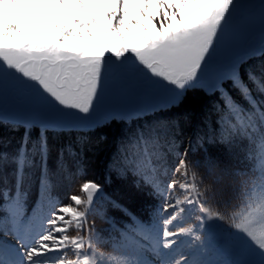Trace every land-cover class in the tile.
I'll list each match as a JSON object with an SVG mask.
<instances>
[{
    "label": "snow or ice",
    "instance_id": "obj_1",
    "mask_svg": "<svg viewBox=\"0 0 264 264\" xmlns=\"http://www.w3.org/2000/svg\"><path fill=\"white\" fill-rule=\"evenodd\" d=\"M237 5L238 0H0V83L10 80L21 87L52 117L31 147L26 130L29 141L14 153L0 149V264H203L174 249L178 237L191 235L199 241L200 235L192 227H170L193 206L203 214L198 221L227 220L231 231L225 243L248 257L232 264H264V62L242 76L240 66L246 61L231 60L224 73L213 74L219 91L213 135L197 138L201 147L217 143L248 167L214 174L218 162L205 155L207 177L197 183L201 162L190 159L189 149L179 151L167 122L157 120L147 128L141 124L125 138L133 152L124 157L123 166L139 177L138 186L164 200L157 212L164 214L159 229L130 219L112 250L105 251L94 221L88 222L89 214L96 212L100 185L84 180L82 195H71L67 204L52 196L58 173L79 170L71 167L77 150L65 145L57 152L56 169L48 166L49 130L70 131L73 117L88 120L95 129L107 126L93 114L110 74L124 73L149 87L166 88L174 101L196 88L208 75L212 53ZM225 80L231 90L224 87ZM20 126L0 121V128L16 131ZM170 156L176 159L168 167ZM34 169L39 171L49 211L44 215L41 205L30 218L24 209V184ZM177 173L185 177L191 173L192 182L172 179L161 187L162 175ZM225 176L239 186L227 214L212 207L223 195ZM177 184L185 192L183 199L165 195ZM113 207L130 216L118 203ZM72 228L75 236L68 235ZM9 235L16 243L7 239Z\"/></svg>",
    "mask_w": 264,
    "mask_h": 264
},
{
    "label": "trees",
    "instance_id": "obj_2",
    "mask_svg": "<svg viewBox=\"0 0 264 264\" xmlns=\"http://www.w3.org/2000/svg\"><path fill=\"white\" fill-rule=\"evenodd\" d=\"M244 61L246 63L240 66L242 76L246 69H258L261 63L264 62V49L260 53H254ZM224 87L231 90L230 82L225 80ZM232 94L239 99L234 91ZM218 101L219 91L217 89L208 91L201 86H197L190 89L176 103L130 119L113 118L106 121L107 126L103 128H70V131L66 130L62 134H58L59 130L50 131L47 139H49L51 150L53 149L52 152H58L65 145H71L77 150L75 160H77L76 168H79V170L72 172V176L78 177V179L85 178L84 180L95 181L103 188L95 201L94 208L96 212L90 213L88 216L89 224L94 221L95 228L100 232L102 240L100 246L102 249H112L111 243L119 238V231L125 229L126 223L130 222V219H140L148 225L155 223L154 221L160 215H157V212L164 202L163 198L154 194L150 188L143 185L138 186L139 177L134 175L130 168L123 166L127 163L124 157H131L133 152V146L129 145L125 138L132 129L137 128L139 125L143 124L147 128L149 124L156 125L157 120L161 124L167 122L168 126L174 129L179 151L183 153L185 149H189L190 159L201 162V166L196 169L199 174L197 183L199 178L207 177L205 155L218 162V167L213 170L214 174H219L225 168L232 171L249 166L247 162L241 163L230 156L217 143L205 142L202 147L197 143L198 137L213 135V120L215 119V107L218 105ZM0 121L21 125L16 131L10 128H0V149L4 148L3 150L9 152L8 146H12L14 142H22L26 137L24 125L1 118ZM31 134L33 135L31 140H36L35 133L31 132ZM205 149L207 152H205ZM175 159L174 156H170L167 166H173ZM33 174L34 172H30L29 178L26 179L24 184L26 192L24 197L26 200L25 207L38 209L42 205L49 208L48 198L39 186V177L36 176L33 180ZM172 179L179 182H192L191 173L188 174V177L181 176L179 173L162 175L161 187L164 188L165 184ZM69 184L71 183L64 184L63 180L58 177L55 178V188L52 196L59 204L62 197L69 193L67 188L70 186ZM9 186L11 187V177L9 178ZM221 186L224 189L223 195L217 196L216 202L212 204L214 211H224L231 208L232 204L235 203V197L239 189V186L233 184L232 179L228 176L224 177ZM177 187H179V184H177ZM199 187L202 188L203 185H199ZM176 188L166 193L172 194L176 191ZM113 202L126 209L130 216L125 215V212L120 208L113 207Z\"/></svg>",
    "mask_w": 264,
    "mask_h": 264
},
{
    "label": "rangeland",
    "instance_id": "obj_3",
    "mask_svg": "<svg viewBox=\"0 0 264 264\" xmlns=\"http://www.w3.org/2000/svg\"><path fill=\"white\" fill-rule=\"evenodd\" d=\"M262 6H264V0H238L237 9L233 15L232 22L221 34L212 53V58L206 68L208 75L202 78V81L198 86H201L208 91L215 90L213 74L224 73L231 60L241 58L245 60L254 53H260L264 49V7ZM178 101L172 99L171 93L167 91L166 88L149 87L131 75L113 73L106 77L105 82L102 85L97 103V113H94L93 116L95 119L104 122L113 118L130 119ZM75 115L79 114L76 113L74 116ZM0 118L3 120L14 121L15 123H22L24 125V131L26 132L27 130L30 133L31 139L33 136L31 132L35 133L36 136L42 134L45 125L52 119L49 114L44 112L41 102L30 96L24 89L10 80H5L3 83H0ZM69 127L91 128L93 125L88 120L76 121L73 117L72 123ZM50 131L54 130H49L47 136H49ZM28 141L29 138L26 135L22 142H14L12 146H8L7 148L10 150V153H14L21 143ZM32 142H35V139L28 143L29 147H31ZM52 150L50 148L48 166L55 170L57 151L52 152ZM76 161L77 160H75V163L71 164L73 169L77 167ZM31 172H34V177L32 176L33 180H35L36 176L39 177V171L37 169H34ZM65 174L66 173H58L56 176L63 180L64 184H67L68 182L71 183L69 184L70 186L67 187L69 193L62 197L60 204L69 203L68 197L71 195H82L80 193V185L85 179H78V177H73L72 174ZM165 195L183 199L185 192L177 187L175 192H172V194L166 193ZM97 198L94 200V206ZM184 207L187 208L189 206L184 205ZM230 209L231 208H227L220 212L227 214ZM202 215L203 214L198 210H195L193 206V210L186 214L183 220L174 222V225L170 227H175L176 224H179L183 227H192L196 233L197 230L202 229L203 234L206 231V235L202 238L204 241L202 239L197 241L193 238L187 240V235L180 236L177 238L179 242L174 247L181 248V252L188 256L190 260L195 259L203 262V264H216L217 260V264H232V262L236 260L248 259V257L242 256L234 245L225 243V238L231 231L228 227L227 220L205 219L204 221H198L196 217ZM163 216L164 214L160 213L159 217L154 222L162 224ZM126 226L128 228L130 222H127ZM33 227L38 228L34 224ZM81 234L87 235L86 232H82ZM68 235L75 236L76 230L74 228L69 229ZM7 239L12 241V243H16V240L12 235L7 236ZM214 240L217 243H215V247L211 248L212 246L210 245H212ZM200 242L205 246L209 244L211 250L205 251L208 253L202 254L200 252V254H197L202 249L199 248L197 252L194 248H197V246L201 244ZM217 247H219V249H217ZM111 250L112 249L108 248L105 249V251ZM220 250L223 251L221 252L222 258H218V256H221L219 253ZM69 255L71 256V252H69ZM146 255L148 259H155L151 254Z\"/></svg>",
    "mask_w": 264,
    "mask_h": 264
},
{
    "label": "water",
    "instance_id": "obj_4",
    "mask_svg": "<svg viewBox=\"0 0 264 264\" xmlns=\"http://www.w3.org/2000/svg\"><path fill=\"white\" fill-rule=\"evenodd\" d=\"M100 188H101V186H100Z\"/></svg>",
    "mask_w": 264,
    "mask_h": 264
}]
</instances>
